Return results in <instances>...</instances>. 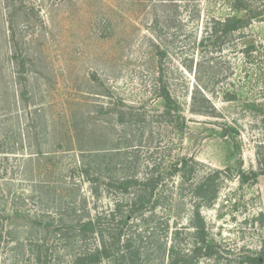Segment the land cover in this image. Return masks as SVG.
<instances>
[{
    "label": "rangeland",
    "instance_id": "374dc122",
    "mask_svg": "<svg viewBox=\"0 0 264 264\" xmlns=\"http://www.w3.org/2000/svg\"><path fill=\"white\" fill-rule=\"evenodd\" d=\"M246 1L264 11V0ZM235 14L229 0H0V264H35L30 250L45 236L37 217L58 203L82 196L97 211L89 185L66 177V162L116 144L166 169L192 160L193 183L219 171L216 200L201 208L209 232L227 258L258 252L261 176L244 184L236 172L238 160L246 174L264 168V76L258 49L249 51L264 44V15L222 47H199L207 21ZM162 89L180 105L183 124L164 115ZM195 90L216 117L188 112ZM131 113L139 124L118 123ZM168 182L177 215L170 226L183 229L190 181ZM109 202L102 196L96 206ZM51 249L47 264H70Z\"/></svg>",
    "mask_w": 264,
    "mask_h": 264
},
{
    "label": "trees",
    "instance_id": "16d2710c",
    "mask_svg": "<svg viewBox=\"0 0 264 264\" xmlns=\"http://www.w3.org/2000/svg\"><path fill=\"white\" fill-rule=\"evenodd\" d=\"M229 3L236 14L222 20L212 18L207 21L199 41L201 49H207L209 45L222 47L233 34L242 32L253 20L264 15L263 10L251 8L246 0H229ZM256 49L261 57L264 76L263 45H252L249 51ZM14 59L17 61L16 57ZM17 67V79L21 85L27 80L25 62L21 59ZM207 67L211 72L213 67ZM185 68L192 70L191 65ZM201 68L203 65L199 64L198 69ZM203 89L211 91L205 86ZM160 96L165 107L164 115L169 121L174 119L183 124L180 122V105L165 89L161 90ZM232 98L230 96L229 99ZM188 112L193 116H217L210 99L199 90L192 93ZM139 118V115L131 113L127 121L119 117L118 123L137 125ZM221 135L226 136L227 131ZM125 149L128 147L116 144L103 152L85 150L80 151L77 158L71 160L68 157L71 162H66L69 167L66 177L69 180L80 179L89 185L93 209L97 211L91 214L86 198L80 196L58 203L54 207L55 212L38 216L41 219L37 225L45 236L38 239L30 250L35 264H47L52 247L53 251H62L65 257H69L70 264H264V240L257 253L249 252L230 259L222 254L227 251L225 245L216 241L209 232L201 208L210 207L216 200L220 187L216 182L219 171L193 183L190 180L195 173L192 160L183 159L171 169H166L161 160L145 164L141 155ZM53 160L47 159L49 163ZM59 161L64 163L65 160ZM260 165L258 172L246 174L238 160L236 173L241 183L255 184L258 177L264 175V168ZM176 175L182 183L190 181L187 191L194 200L183 229L171 228L169 221L177 216L173 213L174 200L168 182ZM72 186L74 188V184ZM102 196L110 201L105 208L96 206ZM259 220L264 225V218ZM186 238H189L188 242Z\"/></svg>",
    "mask_w": 264,
    "mask_h": 264
},
{
    "label": "crops",
    "instance_id": "0c3cea01",
    "mask_svg": "<svg viewBox=\"0 0 264 264\" xmlns=\"http://www.w3.org/2000/svg\"><path fill=\"white\" fill-rule=\"evenodd\" d=\"M263 49H264V44H263ZM258 184H259V189L262 193V206L264 210V176L259 177Z\"/></svg>",
    "mask_w": 264,
    "mask_h": 264
}]
</instances>
